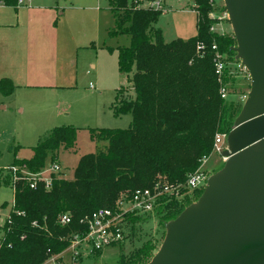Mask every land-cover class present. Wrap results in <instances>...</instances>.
Wrapping results in <instances>:
<instances>
[{
	"label": "trees",
	"instance_id": "16d2710c",
	"mask_svg": "<svg viewBox=\"0 0 264 264\" xmlns=\"http://www.w3.org/2000/svg\"><path fill=\"white\" fill-rule=\"evenodd\" d=\"M17 7V0H0ZM137 0H109L114 25L109 35H129L130 44L119 46L118 64L129 79L131 95L117 92L115 116L130 113L127 128H93L91 139L102 145L95 153L83 154L71 179L52 174L46 188L38 182L31 188L28 175L13 167L38 173L57 161L61 149L76 148L78 128L56 126L32 147L29 158H15L0 169V188L14 189L12 208L1 226L0 264H41L60 255L75 234L87 231L86 220L101 207L117 209L118 202L139 188H151L158 179L178 185L182 198L165 195L154 213L160 222L174 219L193 201L188 198L186 182L198 170L203 159L214 150L217 133H228L234 120L227 118L228 108L221 87L229 80V69L222 83L215 68V50L233 54V34L212 29L217 22L210 17V0H195L197 32L188 39L165 41L156 26L162 11L139 6ZM16 85L9 77L0 79V93L11 94ZM13 181V182H11ZM199 197L203 188L193 190ZM67 213L70 222L61 223ZM134 224L142 215L128 213ZM145 247L122 256L119 264H146ZM101 251L95 252L100 253Z\"/></svg>",
	"mask_w": 264,
	"mask_h": 264
},
{
	"label": "rangeland",
	"instance_id": "374dc122",
	"mask_svg": "<svg viewBox=\"0 0 264 264\" xmlns=\"http://www.w3.org/2000/svg\"><path fill=\"white\" fill-rule=\"evenodd\" d=\"M194 3L195 0H166L156 24L165 41L196 34ZM212 5L210 17L217 20L213 29L233 34L224 1L214 0ZM6 9L19 23L0 32V79L9 77L16 85L11 94L0 93V169L6 170L15 158L31 157L32 147L52 128L72 125L78 128L76 148L61 149L57 156L63 176L71 179L79 158L102 148L91 139V129L130 125V113L115 116L113 110L120 87L124 86L120 92L124 98L131 95L129 79L118 64V48L129 45L130 37L109 35L114 25L109 0H31L18 4L17 9ZM224 55L230 76L225 83L227 118L235 120L250 90L251 78L234 51ZM224 160L222 152L214 149L202 168L210 176L223 167ZM17 171L25 170L13 169L12 180ZM11 185L0 188V241L1 226L13 205ZM188 193L190 201L200 197L193 190ZM142 216L145 217L134 224L126 222L124 240L119 244L106 246L96 254L84 242L77 249L81 256L76 261L69 245L55 264H119L122 256L145 246L147 252L142 257L149 262L164 240L167 222H160L158 213Z\"/></svg>",
	"mask_w": 264,
	"mask_h": 264
},
{
	"label": "water",
	"instance_id": "95a60500",
	"mask_svg": "<svg viewBox=\"0 0 264 264\" xmlns=\"http://www.w3.org/2000/svg\"><path fill=\"white\" fill-rule=\"evenodd\" d=\"M251 84L226 137L224 165L165 224L147 264H264V0H223Z\"/></svg>",
	"mask_w": 264,
	"mask_h": 264
},
{
	"label": "built area",
	"instance_id": "2783aa9c",
	"mask_svg": "<svg viewBox=\"0 0 264 264\" xmlns=\"http://www.w3.org/2000/svg\"><path fill=\"white\" fill-rule=\"evenodd\" d=\"M30 0H17L18 4H24ZM139 6L145 8H153L164 11L166 8V0H137ZM214 3V0H211ZM213 29V27H212ZM215 50V68L219 81L222 83V77L227 69V61L224 53L218 51L217 46L213 45ZM223 84V83H222ZM221 97L225 99L228 95L227 86L224 84L220 90ZM227 133H217L214 141V149L222 152L226 148ZM206 158L203 159V161ZM16 170L15 167H13ZM22 174L28 175V181L31 188H34L38 182H42L48 189L52 184V174H63L57 161L51 162L41 171L34 174H29L27 171H22ZM208 175L202 166L191 173L186 182L188 190L197 188H205ZM16 178V177H15ZM171 195L176 198H182L183 194L178 185H172L166 180L158 179L151 188L136 189L129 198H123L118 202L117 209L101 207L95 210L90 217L87 218V231L83 235L75 234L72 238L70 246L74 249L73 260L76 261L81 253L77 251L78 247L86 242L91 245L92 252L102 251L106 246L117 245L124 240V231L126 225V215L135 213L138 215H147L154 213L155 207L161 197ZM61 223L67 224L70 222V216L65 213L61 215ZM58 255L49 257L45 262L52 260L54 264L58 260Z\"/></svg>",
	"mask_w": 264,
	"mask_h": 264
},
{
	"label": "crops",
	"instance_id": "0c3cea01",
	"mask_svg": "<svg viewBox=\"0 0 264 264\" xmlns=\"http://www.w3.org/2000/svg\"><path fill=\"white\" fill-rule=\"evenodd\" d=\"M7 7L11 8L12 6H7L3 2H0V32H5V30L13 28L19 23L18 21L11 19V16L7 13ZM14 8L17 9L18 6Z\"/></svg>",
	"mask_w": 264,
	"mask_h": 264
}]
</instances>
